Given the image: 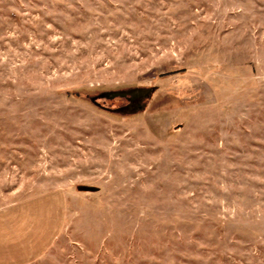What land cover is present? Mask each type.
I'll return each mask as SVG.
<instances>
[{
	"label": "rangeland",
	"instance_id": "rangeland-1",
	"mask_svg": "<svg viewBox=\"0 0 264 264\" xmlns=\"http://www.w3.org/2000/svg\"><path fill=\"white\" fill-rule=\"evenodd\" d=\"M54 190L31 264H264V0H0V210Z\"/></svg>",
	"mask_w": 264,
	"mask_h": 264
},
{
	"label": "crops",
	"instance_id": "crops-1",
	"mask_svg": "<svg viewBox=\"0 0 264 264\" xmlns=\"http://www.w3.org/2000/svg\"><path fill=\"white\" fill-rule=\"evenodd\" d=\"M65 205L64 194L54 190L1 208L10 222L4 230L0 225V264H31L44 257L64 231Z\"/></svg>",
	"mask_w": 264,
	"mask_h": 264
},
{
	"label": "flooded vegetation",
	"instance_id": "flooded-vegetation-1",
	"mask_svg": "<svg viewBox=\"0 0 264 264\" xmlns=\"http://www.w3.org/2000/svg\"><path fill=\"white\" fill-rule=\"evenodd\" d=\"M132 95V94H131ZM131 95H128L129 97L131 96ZM128 97V98H129ZM100 99L102 100V99H104V96H100ZM104 101V100H103Z\"/></svg>",
	"mask_w": 264,
	"mask_h": 264
},
{
	"label": "water",
	"instance_id": "water-1",
	"mask_svg": "<svg viewBox=\"0 0 264 264\" xmlns=\"http://www.w3.org/2000/svg\"><path fill=\"white\" fill-rule=\"evenodd\" d=\"M86 189H87L86 187H85V188H82V190H84V191H85Z\"/></svg>",
	"mask_w": 264,
	"mask_h": 264
}]
</instances>
